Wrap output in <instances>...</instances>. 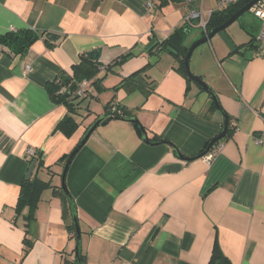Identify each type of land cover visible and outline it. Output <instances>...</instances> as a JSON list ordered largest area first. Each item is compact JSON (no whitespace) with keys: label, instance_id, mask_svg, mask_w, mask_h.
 <instances>
[{"label":"crops","instance_id":"crops-1","mask_svg":"<svg viewBox=\"0 0 264 264\" xmlns=\"http://www.w3.org/2000/svg\"><path fill=\"white\" fill-rule=\"evenodd\" d=\"M218 1L0 0V34L59 35L37 39L22 56L0 45V264H77L61 174L88 127L114 107L136 118L151 142L166 143H145L135 124L111 119L76 153L65 185L82 263L208 264L218 253L232 264H264V144L254 140L264 129V56L248 43L255 35L221 31L192 66L229 117L214 146L222 145L220 152L209 163L181 161L172 147L193 157L222 128L211 96L181 72L183 35L163 45L190 7L212 12ZM201 37L203 29L191 41ZM96 48L85 96L74 99L72 91L73 110L52 101L46 83L61 73L71 79L81 55ZM66 117L77 125L68 133L58 127ZM28 147L41 160L30 178L47 182L33 210L18 206L33 161ZM177 162L179 170L162 171Z\"/></svg>","mask_w":264,"mask_h":264},{"label":"trees","instance_id":"trees-1","mask_svg":"<svg viewBox=\"0 0 264 264\" xmlns=\"http://www.w3.org/2000/svg\"><path fill=\"white\" fill-rule=\"evenodd\" d=\"M152 1L156 2L157 6L163 7L169 4L170 2H180L182 0H152ZM248 1L249 0H241L240 2L233 4V5H229L228 7L224 9L213 10L207 20L206 31H203V36L206 35L210 31V29L218 25H221L235 11H237L240 7H242ZM196 24H197V20L189 21V25L191 27L194 25L196 26ZM189 25L186 23H183V25L180 26V28L176 29L175 32H173V34H171L170 37L163 42V45H166L165 43H169L172 39L173 40L180 39L182 35L187 32L185 29H187ZM47 34H49V32L47 31H40L38 33L30 29H17L15 31H9L4 34H0V45L4 46L10 55L12 56L21 55L22 56L28 52L31 45L37 39L42 37L44 38V41L48 42V39L46 37ZM253 42H254V39H251L248 43L253 44ZM186 51L187 49H185V52ZM128 55L129 54L122 56L121 60H124L125 58H127ZM181 63H182L181 72L186 77L184 70H183V57L181 59ZM73 71H74L73 76L70 79L71 84H69L70 81L62 83L61 78H58L56 81L48 82L45 85V89L47 90L51 100L54 101L55 103H66L69 106L70 110H73L72 102L70 100V98L72 97V94L70 96H67L66 91L59 92V90L63 88V86L69 87L71 85H75L76 87V81L79 82L80 80L84 78H91L92 76H94L96 72V63L88 60L85 57V54H82L80 58V62L73 66ZM187 81L189 80L187 79ZM212 105L214 107V103H212ZM132 123L135 124L137 131L140 133V122L136 119ZM76 126H77L76 123L71 120V117H66L64 120H62L58 124V127L66 131L67 133L74 130ZM210 141L211 139L205 143L203 149L198 154H201L204 152V150L206 149ZM217 143H215L211 148H214V146ZM36 160H37L36 167H39L41 165V160L40 158H37ZM45 185H47V182L37 179L36 177L30 178L29 180H24L22 182L21 194L19 195V198H18V206L20 207V206L28 205L31 208V210H33L36 206L39 192L44 188ZM69 209L71 210L70 205H69ZM81 259L82 257L80 256V260ZM80 264H83L82 261ZM208 264H232V263L224 255L215 253L211 255V258Z\"/></svg>","mask_w":264,"mask_h":264},{"label":"water","instance_id":"water-1","mask_svg":"<svg viewBox=\"0 0 264 264\" xmlns=\"http://www.w3.org/2000/svg\"><path fill=\"white\" fill-rule=\"evenodd\" d=\"M261 0H249L246 4H244L242 7H240L237 11H235L226 21H224L221 25H218L212 29H210V31L204 35L203 37H201L200 39H197L196 41H194L190 47L187 49V52L184 56V60H183V70L188 78L189 81H193L196 82L197 84H199L201 86V88L211 96V99L215 105V107L218 109V111L222 114L223 117V121H222V128L221 131L211 139V141L209 142L208 146L206 147V149L204 150L203 153L201 154H197L193 157H185L183 156L181 153H179L177 151V149L172 145V147L174 148L175 152H176V156L179 160L184 161V160H194V159H198L200 157H202L204 154H206L209 149L217 142H219L220 140H222L226 133H227V129H228V124H229V117L227 115V113L221 108V105L218 101L217 95L215 94V92L213 91V89L207 85L199 76L194 75L191 70H190V58L191 55L193 53V51L195 50V48L205 42H208L216 33L225 30L227 27H229L234 21H236L244 12L248 11L253 5H255L257 2H259ZM47 39L51 40V41H55L59 38V35L56 33H49L46 35ZM100 48H96L93 49L89 52H87L85 54V57L87 59L93 60V61H97L99 59L100 56ZM60 78L62 80V83H65L67 81L70 80L69 76H67L64 73L60 74ZM75 88V85H71L69 87H67V91H66V95L70 96L72 94L73 89ZM78 96L76 95L74 97V99H76ZM111 119H119V120H124V121H129V122H134L136 120V118L134 117H125L122 116L117 110L115 111H110L107 112L103 115H101L100 117H98L89 127L88 129L85 131V133L83 134V136L81 137V139L78 141V143L75 145V147L72 149V151L68 154L64 166H63V170H62V174H61V188L63 190V192L66 194L69 205L71 206V217H72V221H73V227H74V235H75V261L77 264L81 263L80 260V244H81V231H80V226H79V222L77 219V214H76V209H75V205L73 202L72 197L69 195V192L66 188L65 185V175L67 173V170L71 164V161L73 160L74 156L76 155V153L79 151V149L84 145V143L87 141V139L89 138L90 134L93 132V130L100 124H105L107 123L109 120ZM140 133H141V138L145 143L151 144V145H157V144H163L166 143V141L164 140H158V141H154L151 142L150 139L148 138L147 135V131L145 130V128L140 124ZM36 159H34L32 161V163L30 164L28 171L26 172L25 175V180H29L33 170L36 166ZM181 163L177 162V163H171V164H167L165 166L162 167V171H168V172H175L177 170H179L181 168Z\"/></svg>","mask_w":264,"mask_h":264},{"label":"built area","instance_id":"built-area-1","mask_svg":"<svg viewBox=\"0 0 264 264\" xmlns=\"http://www.w3.org/2000/svg\"><path fill=\"white\" fill-rule=\"evenodd\" d=\"M191 2L192 0H187ZM241 0H219L217 2V9L221 10L229 5L236 4L240 2ZM150 5V3H148ZM256 9H255V16L260 20V28L257 33V35L254 37V43L256 44V51L259 55L264 56V0H261L257 2L256 4ZM211 12L205 13L201 7L199 8H192L190 7L184 17V23L189 25L190 20H197L196 26L200 27L203 29V31H206V23L207 20L210 16ZM190 26V25H189ZM31 66L29 64L26 65L25 68V73L30 71ZM89 80L88 79H82L78 83L76 82V87L74 89V94L77 95L78 97H83L85 96L86 93V86L88 84ZM62 91H67L64 86L59 90V92ZM117 110L116 107L113 108L112 111ZM118 111V110H117ZM255 142L258 144H264V129L254 138ZM222 148V145H218L214 148H211L206 154L202 156L204 161L209 163L217 153L220 152ZM25 156L29 161L34 160L37 158V152L33 147H28L25 150Z\"/></svg>","mask_w":264,"mask_h":264},{"label":"rangeland","instance_id":"rangeland-1","mask_svg":"<svg viewBox=\"0 0 264 264\" xmlns=\"http://www.w3.org/2000/svg\"><path fill=\"white\" fill-rule=\"evenodd\" d=\"M255 9H256V5H253L248 11L244 12L236 21H234L226 29H229L230 31H234V29H238V28L241 29V30L244 29L249 34H252V35L256 36L258 31H259V28H260V20L254 14ZM226 29L222 30V31H226ZM220 32H218V33H220ZM197 34H199V35L202 34V29H200L197 26L190 27L189 28V32L187 31L186 33L183 34V42L188 44L187 45V49L190 47V45L194 41L199 39V38H197V39L191 41V38L193 39L195 36H197ZM207 47H209V41L197 46L195 48V50L193 51V53L191 55V58H190V68H191L192 72H194L193 69H192V66H194V61L197 58V55L200 53V51L202 49H206L207 50ZM207 63H209L208 59H206L204 61V64H206V65H204V67L207 66ZM211 72L213 73V71H211ZM204 81H205V79H204Z\"/></svg>","mask_w":264,"mask_h":264}]
</instances>
